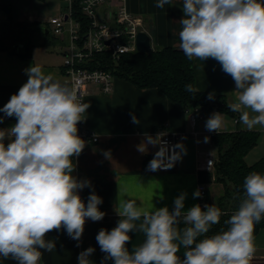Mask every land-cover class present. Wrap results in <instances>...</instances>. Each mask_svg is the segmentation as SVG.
<instances>
[{
  "label": "clouds",
  "instance_id": "9594fccd",
  "mask_svg": "<svg viewBox=\"0 0 264 264\" xmlns=\"http://www.w3.org/2000/svg\"><path fill=\"white\" fill-rule=\"evenodd\" d=\"M171 3L157 0L156 7ZM182 11L180 50L188 60L217 61L235 82L231 111L240 113L249 130L264 128V0H183ZM24 71L27 81L0 108L16 119L10 128L0 129V257L16 264H40L41 250L56 249L55 241L46 239L49 232L63 229L79 242L86 220L100 221L105 212L99 209L103 200L94 191L85 204L79 193L91 182L73 175L74 158L86 147L77 125L85 120L90 104L83 102L75 85L46 74L41 66L33 63ZM185 90L199 91L192 84ZM207 98L213 100L215 93ZM132 122L140 123L134 115ZM222 124V113L213 112L205 128L218 133ZM163 135H146L137 146L141 153L148 145L159 146L148 164L150 171L171 169L187 153L183 143L170 146ZM104 156L110 159V151ZM186 195L175 198L172 211L167 206L151 209L136 200L120 201L115 206L117 225L110 231L99 230L96 236L105 253L103 261L250 264L256 250L255 225L264 219V173L252 171L244 177L238 209L224 221L227 229L211 236L207 233L226 213L214 203L203 208L195 204L184 211ZM201 196L200 189L193 193L194 198ZM132 232L143 233L144 240L130 251ZM181 246L186 249L183 259L177 255ZM94 251L88 247L80 252L78 264H93L89 257Z\"/></svg>",
  "mask_w": 264,
  "mask_h": 264
},
{
  "label": "crops",
  "instance_id": "0c3cea01",
  "mask_svg": "<svg viewBox=\"0 0 264 264\" xmlns=\"http://www.w3.org/2000/svg\"><path fill=\"white\" fill-rule=\"evenodd\" d=\"M24 1L0 0V4L10 5L14 13L16 5L19 6ZM156 3L157 0H126L125 7L129 13L143 19L142 30L149 35L152 48L171 47L180 50L178 33L181 26L178 22L184 17L183 0H172L170 5H165L162 9L157 8ZM56 12L59 14L62 10L58 9ZM52 17L54 16L43 17L42 22L36 24L39 29L31 35L33 48L29 57L0 51V108L27 81L24 70L33 63L41 66L46 74L50 73L63 81L61 44L48 29V20ZM25 20L17 22L30 24L34 21L32 15H27ZM44 30L49 32L48 37L44 36ZM193 69L195 87L200 92L221 95L228 106L234 102L235 82L222 71L217 61L208 59L203 62L193 59ZM84 102L89 103L90 107L85 114L83 126L97 134L99 141L86 143L81 155L74 158L76 168L73 175L91 182V187L84 188L79 194L86 204L88 196L94 191L103 200L99 209L105 212V216L97 222L86 220L79 242L71 239L63 229L49 232L46 239L54 240L56 249L52 252L41 250L40 264H78L79 253L88 247L95 249L89 257L93 264H110V260L103 261L105 253L100 250L96 236L99 230L110 231L117 225L120 217L115 212V206L123 200H136L138 204L143 203L151 209L167 206L172 211L175 198L181 193H187L184 202V211H187L193 205L199 204V197H193L199 185V166L206 154L216 156L211 134L205 128L206 122H200L197 126V121L192 128L187 110L171 102L156 89H141L123 78L116 77L110 93L102 92L98 85H88ZM213 112L220 111L213 107L207 113ZM132 115L140 121L139 124L132 122ZM236 115L239 122L234 124L224 118L219 132L249 130L241 123L240 113L236 112ZM0 117H4L0 129L10 128L16 123L15 117H7L3 112H0ZM203 119L204 116L199 121ZM260 128L264 129L256 126L251 130L259 131ZM161 131L183 136L177 143H183L187 153L168 171H150L143 167V162L147 157H154L157 146L148 145L146 153L139 152L137 146L146 135L155 137ZM205 137L209 138L207 142ZM7 142L5 140V144ZM106 151H110V159L105 158ZM179 227L182 229L185 225L181 223ZM130 236L132 239L127 247L131 251L143 242L144 235L132 232ZM255 249L250 264H264V229L255 235ZM185 251L181 246L177 255L183 259ZM0 264H16V261L0 257Z\"/></svg>",
  "mask_w": 264,
  "mask_h": 264
},
{
  "label": "trees",
  "instance_id": "16d2710c",
  "mask_svg": "<svg viewBox=\"0 0 264 264\" xmlns=\"http://www.w3.org/2000/svg\"><path fill=\"white\" fill-rule=\"evenodd\" d=\"M77 6L73 8L76 10ZM36 22L26 24L12 20L10 5L0 4V51L9 52L19 57H29L33 44L31 35L38 26ZM28 29L25 32V29ZM22 33V34H20ZM44 36L49 32L44 30ZM56 38V37H55ZM109 70L114 77L123 78L138 88H152L163 94L167 99L187 111L199 107L203 113L216 107L224 114L236 118V112L231 111L221 95L209 100L208 93H189L185 86L192 84L195 87L193 60H188L182 50L171 47L152 48L149 53H126L113 65L101 66ZM238 118V117H237ZM239 119V118H238ZM259 131L237 129L232 132H218L211 135V143L215 148L216 162L213 171L198 172V182L205 186L204 200L207 205L215 204L226 213L220 222L213 225L207 233L211 236L221 229H227L225 220L238 209L243 196L244 177L252 171L264 173V157L248 165L245 156L257 145ZM153 158L147 157L143 167ZM213 183L222 185L223 192L215 202L211 201L209 186ZM264 229V219L255 225L254 236ZM110 264L113 261L110 260Z\"/></svg>",
  "mask_w": 264,
  "mask_h": 264
},
{
  "label": "built area",
  "instance_id": "2783aa9c",
  "mask_svg": "<svg viewBox=\"0 0 264 264\" xmlns=\"http://www.w3.org/2000/svg\"><path fill=\"white\" fill-rule=\"evenodd\" d=\"M125 1L67 0L66 10L48 20L52 34L61 44L63 81L76 86L83 102L90 84L98 85L104 93L112 91L115 77L101 66L116 64L123 54L136 52L135 37L139 31H143V19L129 13ZM74 5L77 6L76 10L73 8ZM187 117L193 128L203 117L202 111L195 107L187 111ZM238 122L237 117L233 118L234 124ZM77 127L78 135L86 143L99 141L97 134L84 128L83 121ZM159 133L164 134L162 139L170 146L175 145L183 137L169 131ZM209 133L212 135L215 132ZM158 150L159 146L156 151ZM215 162L216 156L206 154L199 169L211 172ZM198 189L202 193L199 204L203 208L207 205L204 200L205 186L199 183Z\"/></svg>",
  "mask_w": 264,
  "mask_h": 264
},
{
  "label": "rangeland",
  "instance_id": "374dc122",
  "mask_svg": "<svg viewBox=\"0 0 264 264\" xmlns=\"http://www.w3.org/2000/svg\"><path fill=\"white\" fill-rule=\"evenodd\" d=\"M66 8H67V0H25L19 6L16 5V9L14 13L12 11V17H13L12 20L16 22L21 19L23 21H26L25 18L27 19V15H32L34 21L36 23H40L42 22L43 17L49 18L50 16H56L58 15V12H56L58 9H61L62 12H64ZM48 29L50 32L52 31L51 26H49ZM27 31L28 29L26 28L25 32ZM221 113L223 115V119L228 118L230 122H233L232 117L224 114L223 112ZM202 115L204 116V119L203 121L198 120L197 126H199L200 122L203 123L206 122L207 119L211 116V114L209 113H203ZM259 131H260V135L257 145L251 150L249 156L245 158V162L248 165L253 164L257 159L264 157V129L260 128ZM223 132H232V131H223ZM209 190H210V198L212 202H215L217 197H219L223 192L222 185L218 183H213L212 185H210Z\"/></svg>",
  "mask_w": 264,
  "mask_h": 264
},
{
  "label": "water",
  "instance_id": "95a60500",
  "mask_svg": "<svg viewBox=\"0 0 264 264\" xmlns=\"http://www.w3.org/2000/svg\"><path fill=\"white\" fill-rule=\"evenodd\" d=\"M135 46L136 51L139 53H149L152 50L150 37L145 31H139L137 33L135 37Z\"/></svg>",
  "mask_w": 264,
  "mask_h": 264
}]
</instances>
